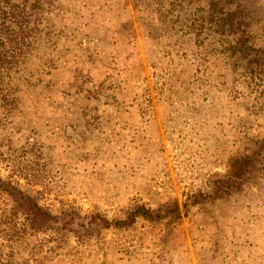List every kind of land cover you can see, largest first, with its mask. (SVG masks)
Returning <instances> with one entry per match:
<instances>
[{"label":"rangeland","instance_id":"obj_1","mask_svg":"<svg viewBox=\"0 0 264 264\" xmlns=\"http://www.w3.org/2000/svg\"><path fill=\"white\" fill-rule=\"evenodd\" d=\"M240 1L261 31L264 0ZM37 2L29 12L39 33L5 75L17 107L0 106V176L64 216L67 229H55L62 220L32 225L0 192V221L11 222L0 231V264H264V171L218 189L229 160L264 137V82L235 69L242 60L221 53L216 32L195 45L191 24L205 0H138L152 4L154 24L134 0ZM90 52L112 58L113 99L101 95L109 82L95 100L74 79ZM176 203L180 219L103 221Z\"/></svg>","mask_w":264,"mask_h":264},{"label":"trees","instance_id":"obj_2","mask_svg":"<svg viewBox=\"0 0 264 264\" xmlns=\"http://www.w3.org/2000/svg\"><path fill=\"white\" fill-rule=\"evenodd\" d=\"M41 0H38V2ZM38 2L35 4L37 5ZM172 7L176 6V2L170 1ZM197 10L194 11L193 23L191 31L195 35V45L199 46L205 42L203 36L210 37L213 32H216L220 39V51L224 56H236L241 62L235 63V69L242 68L245 77L253 82L257 77L260 83L264 82V28L260 31L254 24L252 26V7L240 0H205V4L199 3ZM29 0H0V106L10 108V112L16 110V100L12 97L13 89L6 91L9 83L5 79V75H9L15 66L23 58L30 44V38L35 37L39 33L40 25L36 14L29 12ZM182 5V4H181ZM180 5V6H181ZM232 5L233 8L227 6ZM235 5V7H234ZM134 6L137 10H143L145 17L152 24L156 23V12H152V4L148 6L139 5L138 0H134ZM180 21L181 15H177L174 21ZM255 22V21H254ZM258 41L262 42L259 43ZM201 47V46H200ZM199 47H195L197 50ZM90 52L84 65L87 63V68H78L77 75L74 79H81L85 84L81 85L82 89L88 91V95L95 100H99V93L103 91V86L109 82V92H103L105 100L114 97L111 95L114 92V87L117 85V76H112L108 70V59H112L105 52L96 54ZM105 54V55H104ZM205 57V56H204ZM84 69V71H83ZM235 72L236 70H232ZM104 75V76H103ZM233 88L237 84L236 73L230 75ZM168 78H164V84L167 86ZM156 85V84H155ZM87 86V89L85 88ZM102 89V90H101ZM113 99V98H112ZM110 100V99H109ZM149 107H152V96L147 91L142 103L141 110L143 115L149 113ZM145 115V116H146ZM87 117V113H85ZM93 116H96L95 114ZM101 117V116H100ZM148 124V123H147ZM145 124L146 126H148ZM245 152L229 160V174L218 181L219 187H227L223 193H229L231 188L236 185L238 179H248L256 181L264 171V137L256 143H249L245 146ZM0 192L6 194L13 201V213H23L30 223L34 226L40 225H55L64 216L52 214L50 210L45 209L39 202L28 192L21 190L12 180L3 179L0 176ZM222 191H217L214 197H218ZM201 202L200 199H196ZM160 206L156 209L147 207L144 204L137 205L133 208L125 220L119 219L109 221L103 218L106 226L126 227L133 223L138 216H145L149 219L162 220L170 216L180 219L182 211L179 203L173 206ZM184 212L188 213L191 205L188 202L183 203ZM94 215L91 218V223H97L101 216ZM99 218V219H98ZM98 219V220H97ZM171 223L174 219H171ZM3 223H11L9 220L0 221V231L3 229ZM67 222L62 220L59 226L55 225V229H67Z\"/></svg>","mask_w":264,"mask_h":264}]
</instances>
